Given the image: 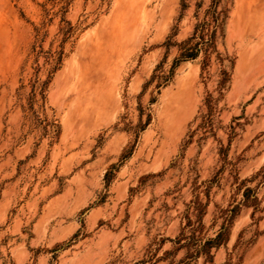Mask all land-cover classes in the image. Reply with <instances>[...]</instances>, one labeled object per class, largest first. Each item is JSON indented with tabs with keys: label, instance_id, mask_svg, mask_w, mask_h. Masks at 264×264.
Listing matches in <instances>:
<instances>
[{
	"label": "rangeland",
	"instance_id": "rangeland-1",
	"mask_svg": "<svg viewBox=\"0 0 264 264\" xmlns=\"http://www.w3.org/2000/svg\"><path fill=\"white\" fill-rule=\"evenodd\" d=\"M111 230L105 264H264V0H0V264Z\"/></svg>",
	"mask_w": 264,
	"mask_h": 264
},
{
	"label": "crops",
	"instance_id": "crops-1",
	"mask_svg": "<svg viewBox=\"0 0 264 264\" xmlns=\"http://www.w3.org/2000/svg\"><path fill=\"white\" fill-rule=\"evenodd\" d=\"M242 64V65H241ZM240 66H244V62L240 63ZM239 66V67H240ZM133 185V183H127L126 180H119L114 185L111 191L113 192L112 198L115 199L118 203L123 202L126 197L128 196V192L130 187ZM123 233L121 232H115V231H105L102 233V235L99 238L100 244H102L101 248L94 249V260L100 261V264H105V262L111 260L110 254H114L116 251V248L118 250H122L124 248H121L119 245H121V242L123 240ZM99 252V253H98ZM84 256V255H83ZM83 258V257H81Z\"/></svg>",
	"mask_w": 264,
	"mask_h": 264
},
{
	"label": "bare ground",
	"instance_id": "bare-ground-1",
	"mask_svg": "<svg viewBox=\"0 0 264 264\" xmlns=\"http://www.w3.org/2000/svg\"><path fill=\"white\" fill-rule=\"evenodd\" d=\"M186 77H182L178 81V85L181 89L185 87V83L188 81ZM96 94L99 100L98 106L100 107L101 110L105 111L107 108L112 107L113 92L109 86H106L104 89L100 88L98 92H96ZM177 98L180 101V96Z\"/></svg>",
	"mask_w": 264,
	"mask_h": 264
},
{
	"label": "trees",
	"instance_id": "trees-1",
	"mask_svg": "<svg viewBox=\"0 0 264 264\" xmlns=\"http://www.w3.org/2000/svg\"><path fill=\"white\" fill-rule=\"evenodd\" d=\"M197 55H198V54L196 53V54H194V55H191V56H193V57L195 58V57H197ZM209 243H210V242H209Z\"/></svg>",
	"mask_w": 264,
	"mask_h": 264
}]
</instances>
